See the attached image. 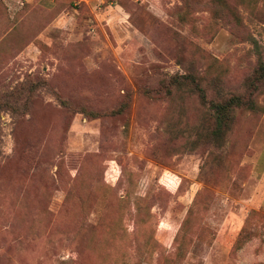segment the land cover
<instances>
[{"label": "rangeland", "instance_id": "1", "mask_svg": "<svg viewBox=\"0 0 264 264\" xmlns=\"http://www.w3.org/2000/svg\"><path fill=\"white\" fill-rule=\"evenodd\" d=\"M259 62L264 0H0V264H264V111L160 88Z\"/></svg>", "mask_w": 264, "mask_h": 264}, {"label": "trees", "instance_id": "2", "mask_svg": "<svg viewBox=\"0 0 264 264\" xmlns=\"http://www.w3.org/2000/svg\"><path fill=\"white\" fill-rule=\"evenodd\" d=\"M264 83V63L259 62L252 74L246 79L245 92L222 95L217 93L209 99L202 87L201 79L192 74L174 75L164 81L160 88L166 92L171 90L188 89L195 94L204 108L202 124L196 133V139L208 143L214 148H221L226 141L227 134L238 111L258 113L263 112L255 96ZM9 107L10 102H5ZM78 112L97 118V113H89L79 110Z\"/></svg>", "mask_w": 264, "mask_h": 264}]
</instances>
